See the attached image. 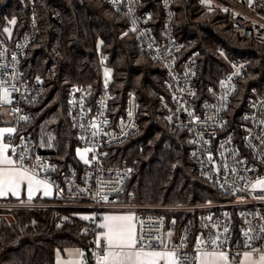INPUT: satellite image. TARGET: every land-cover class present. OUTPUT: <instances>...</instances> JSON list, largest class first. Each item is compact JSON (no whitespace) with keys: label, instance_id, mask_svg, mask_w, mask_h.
<instances>
[{"label":"built area","instance_id":"obj_1","mask_svg":"<svg viewBox=\"0 0 264 264\" xmlns=\"http://www.w3.org/2000/svg\"><path fill=\"white\" fill-rule=\"evenodd\" d=\"M173 1H160L163 16L159 32L154 29L150 13L143 9V0H106V3L127 21L138 52L161 69L166 95L158 96V104L168 118L172 117L174 126L187 134L188 157L196 166L197 176L224 195L220 201L145 206L118 203L135 169L126 162L109 163L106 149L138 131L137 102L130 94L123 113L111 116L115 95L110 90L111 82L106 84L104 79L108 55L100 47L95 48L100 73L98 88L73 85L65 103V116L78 139L75 155L83 150L89 162L79 160L76 155L78 165L59 166L51 158L50 149L36 144L25 131L27 119H23L28 117L26 107L43 95L41 79L24 77L20 68L22 58L39 34L34 0H20L28 16L24 32L17 34L14 28L11 38H7L3 29L11 28L10 21L0 23V95L6 87L12 101L8 104L0 101L4 122L0 128L16 129L12 134L5 133L2 139L9 146L8 156L16 167L27 169L48 183L57 201L55 204L0 201V211L46 208L86 211V232L93 239L79 264H97L105 254L102 248L106 249L107 244L103 237L99 238V222L104 211L116 208L134 213L138 248L151 245V249L145 250L174 251L181 264H196L198 240L204 242L199 245L200 250L225 252L234 261L246 253H251L252 259L264 255V184L258 183L264 181V91H249L245 110L231 126L230 103L248 63L230 60L220 49L218 56L227 65L228 73L209 84L201 97L194 86L198 53L184 55L185 42L174 36ZM199 4L208 14L219 9L231 28L264 45V0H199ZM189 113L199 117V121L194 122ZM92 122L99 125L95 136L92 133L96 130L90 127ZM182 215L186 216L184 220L177 219ZM213 240L217 243L212 244ZM184 256L187 261L182 260Z\"/></svg>","mask_w":264,"mask_h":264},{"label":"trees","instance_id":"obj_2","mask_svg":"<svg viewBox=\"0 0 264 264\" xmlns=\"http://www.w3.org/2000/svg\"><path fill=\"white\" fill-rule=\"evenodd\" d=\"M1 1L0 23L15 19V32H24L28 16L20 0ZM160 1L143 0V9L150 13L156 32L163 16ZM34 3L39 34L20 68L24 77L42 81L43 95L26 107L25 131L35 143L49 148L59 166L78 165L77 134L65 116L66 95L76 84L98 88L95 48L100 47L108 55L106 65L112 70L110 90L115 98L111 116L123 113L130 94L137 102L138 131L106 149L109 163L126 162L135 169L118 203L187 205L223 200L222 193L197 176L196 166L188 157L187 134L178 130L160 108L158 96L166 95L163 73L151 58L138 52L123 15L109 8L106 0ZM172 6L174 36L186 44L183 54L198 53L194 86L201 97L209 84L228 73L218 50L230 60L248 63L229 107L233 118L230 125L234 126L245 110L249 91H264V45L231 28L219 9L206 13L199 0H174ZM2 118L0 113V126ZM35 202L57 203L54 198ZM86 213L63 208L0 211V264H54L56 253L66 249L87 252L93 236L86 232Z\"/></svg>","mask_w":264,"mask_h":264},{"label":"snow or ice","instance_id":"obj_3","mask_svg":"<svg viewBox=\"0 0 264 264\" xmlns=\"http://www.w3.org/2000/svg\"><path fill=\"white\" fill-rule=\"evenodd\" d=\"M11 25H15L17 21L12 19L9 22ZM4 32L8 33L11 36V29L4 28ZM135 31V29H133ZM109 75L106 73V76ZM107 84V81H106ZM16 89L14 88L13 91ZM9 89L3 88L2 95H0V101L3 103H11ZM131 115V113H129ZM193 116L194 122L199 121V117H195L193 113H189ZM23 119H28L24 117ZM170 121L172 117L168 118ZM106 124L107 121L105 120ZM90 127L96 131H93L92 135L95 136L98 134L99 125L95 122H92ZM16 129L12 127L0 128V138L4 136L5 133L12 134ZM264 139V137H262ZM195 143V141H192ZM207 143V141H205ZM9 151V146L7 144H0V164H3L4 167L0 168V196H6L9 192L13 195L18 194V190L22 181H27L28 184V193L29 199H31L32 192L34 190L33 186H40L41 181L36 179L35 176L29 175L27 169H21L16 167L15 161H13L7 155ZM86 151H93V149H87ZM80 158L84 160L85 163L89 161L85 158V153H78ZM212 157L209 155V160ZM130 171V170H129ZM258 183L264 184V181H258ZM255 188L256 185H253ZM45 195L49 194L47 187L45 186ZM87 219V217H85ZM132 217H105L106 223L102 225L107 231L103 234V239L106 241V249L102 248V251L105 252L97 260V264H160V261H166V264H181V260L176 258V253L170 250L164 251H155V250H145L151 249V245L137 247V238L135 235V230L130 224L124 223L125 221H131ZM247 235V233H245ZM159 239V238H157ZM218 239V238H217ZM204 242L202 240L197 241V255L194 259L198 264H221V262L227 261L228 255L225 252H216V251H202L199 248V245H202ZM212 244H216L217 241H211ZM247 246V245H245ZM119 251H116V250ZM83 255V253H80ZM246 259L251 262V253H246ZM187 256L182 258L183 261H187ZM255 264V262H252ZM259 264H264V255L260 257Z\"/></svg>","mask_w":264,"mask_h":264},{"label":"crops","instance_id":"obj_4","mask_svg":"<svg viewBox=\"0 0 264 264\" xmlns=\"http://www.w3.org/2000/svg\"><path fill=\"white\" fill-rule=\"evenodd\" d=\"M0 144H4L2 138H0ZM3 167L4 165L0 164V168H3ZM28 174L32 175L29 172ZM36 179L40 180L39 178H36ZM40 181L42 182L40 186L38 187L35 185L33 186L34 190L32 192L31 199H29L28 184H27V181L25 180L21 182L17 195H13L11 192H9L6 196H0V200L4 202L11 200V202H15V203L32 204V203H38V202H35L36 200L52 199L54 196L52 187L48 183L42 180ZM45 186L47 187V190L49 191L48 195L44 194ZM128 216L132 217L131 221H125L124 223L130 224L135 230V216L132 211L123 210L121 208L104 211L101 215L100 222H99V227H100L99 238L103 237L104 232L107 231L105 228L102 227V225L106 223L105 217H128ZM116 251H119V250L117 249ZM80 253H83V252L77 248L66 249L63 253L58 252L56 253L54 264H79V260L81 257ZM260 257L258 259L251 258V262L246 259V255L242 256L237 261L231 260L228 257L227 261L221 262V264H252V262H255V264H259ZM160 264H166V261L161 260ZM196 264H198L197 261H196Z\"/></svg>","mask_w":264,"mask_h":264},{"label":"rangeland","instance_id":"obj_5","mask_svg":"<svg viewBox=\"0 0 264 264\" xmlns=\"http://www.w3.org/2000/svg\"><path fill=\"white\" fill-rule=\"evenodd\" d=\"M10 26H11V36H12V33H13V29L15 28V25H11L10 24ZM5 33V36L7 37V38H11V36H9L8 35V33H6V32H4ZM106 73H108L109 75H107L106 76ZM104 79L107 81V82H111L112 81V70L105 64L104 65ZM80 152H84L83 150H79V151H77L76 152V155H77V158L79 159V160H82L81 158H80V155L78 154V153H80ZM75 155V156H76ZM82 161H84V160H82ZM142 206H145V205H142ZM0 218H1V216H0ZM6 219H8V220H10V217L9 216H6L5 217Z\"/></svg>","mask_w":264,"mask_h":264}]
</instances>
